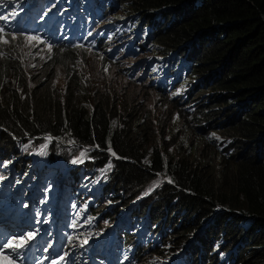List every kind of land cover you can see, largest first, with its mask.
Masks as SVG:
<instances>
[{"label":"trees","instance_id":"1","mask_svg":"<svg viewBox=\"0 0 264 264\" xmlns=\"http://www.w3.org/2000/svg\"><path fill=\"white\" fill-rule=\"evenodd\" d=\"M115 1L107 8L118 5L130 18L139 14L138 31L148 45L156 41L155 52L169 69H178L177 79L192 82L182 95L183 116L205 138L207 133L223 138V148L216 149L213 162L192 166L185 158L164 155L160 147L141 144V120L132 125L116 118L113 106L98 98L86 106L79 75L66 72L64 88L55 90L61 62L56 52L70 50L71 38L63 37L40 64L22 65L11 52L0 57V183L8 175L21 197L31 195L41 176L51 174L52 162L67 163L74 148H84L85 166L111 167L90 199L88 218H76L75 229L93 237L102 228L88 229L95 220L110 224L126 217L103 237L117 233L121 264L158 262V256L172 261L181 252L173 264H264V0ZM88 12L85 7L65 22L77 31ZM105 34L98 43L106 44ZM46 135L52 159L37 172L25 155L15 154L14 144L40 142ZM157 178L158 186L143 198ZM83 197L78 193L68 201L74 207L89 199ZM215 243L222 244L220 251Z\"/></svg>","mask_w":264,"mask_h":264},{"label":"rangeland","instance_id":"2","mask_svg":"<svg viewBox=\"0 0 264 264\" xmlns=\"http://www.w3.org/2000/svg\"><path fill=\"white\" fill-rule=\"evenodd\" d=\"M110 1L115 0H66V6H64L61 3L62 0H0V16L8 12L5 15L8 20H0V27H4L5 34L8 37L12 34L18 37L16 41H10L8 45H0V53H3L0 57L5 52H11L19 56L22 65L31 62L40 64L48 60L55 49L53 37L49 34L53 28L52 23L49 27L34 26L33 21L37 22L44 17L42 19V22H44L49 15H55L54 18L61 16L64 18L66 12L70 9L74 12H82L87 7L89 9L87 13L89 16L86 20L88 26L85 27L86 31H83L81 36L84 37L90 32L88 28L92 25L93 29L91 30L100 33V36L107 32L105 40L108 46L104 49L101 47L103 42L99 44L94 39L93 41L87 40L88 44H83V47L75 45L69 51H57V57L61 62L56 66L53 88L57 91H61L64 88L67 79L64 77L66 72L70 73V76L77 74L83 83L84 90L80 92V96L86 98V106L90 107V104L94 103L98 98L106 107L109 105L113 106L116 118L123 117L127 122H131L130 124L132 125H134L135 119L141 120L143 124L142 128H140L141 144H144L145 147H160L164 155L171 158H185L192 166L202 165L207 161L213 162L216 156V149H222L225 140L215 133H207V138H205L193 124L190 117L183 116L185 112L180 109L184 106L182 95L185 96V91L192 82L190 80L181 82L177 79L174 73L178 69H169V65L155 52L156 47L153 44L156 41L148 45L146 37L142 36V31H138V27L141 24L139 20L141 16L139 14L133 18L125 17L128 13L123 12V8L121 7L120 9L118 5L109 10L107 7L111 3ZM16 3H19L17 10L14 9ZM22 9V12L17 13ZM46 10L49 11L47 15H45ZM102 10H105V13L101 17ZM12 13H15V15H10ZM24 13L29 18L30 26L35 27L32 32L17 27L18 19L22 18ZM22 33L39 36L44 43L36 44L33 41L32 44H36L35 47L31 46V44L26 45L21 38ZM47 44L52 45L51 52L48 51ZM142 44L144 46L141 47ZM66 67H68L67 70ZM105 68L107 69L106 71ZM183 110L189 112L191 108ZM138 131L137 128H134L133 136H136ZM48 138L49 136L46 135L40 142L33 139H28L27 142L17 140L14 144L15 154L25 155L27 160H31L32 166H35V168L38 166L35 170L39 172L45 167L43 166L44 163L52 159L49 154L51 139ZM207 139L209 143H207ZM85 150L84 148H74L69 154V162L67 163L62 160L52 162L50 167H47V169L52 168L51 174L41 176L39 186L31 189L33 191L31 195H25L24 203L22 201L21 206L25 204L27 209L30 206L28 201L32 203V197H39L44 201V204H50L51 207L55 208V211L51 214L47 213L50 220L46 223L44 222L45 213L37 217L39 222L32 220L35 224L33 228L36 229V237L41 234L45 237L50 236V231L52 230L50 221L54 217L57 218L56 213L64 215L66 200L70 197L77 198L78 193L84 194V197L89 199L79 201L72 207V210L77 212V216L74 219L78 217L79 219L80 217L81 219L88 218L87 206L98 190L96 185L98 186L104 173H107L110 168L107 166L105 169L95 171L89 166H85V161L89 159L87 156L83 158V163H72ZM7 166V172L9 173L11 164ZM90 179H93L94 182L92 187L90 186L92 185ZM8 180V175H5L4 180L0 184L6 183V185L0 186L1 191L2 189L6 193L11 191V195L15 194L20 198L18 185H15V182L9 183ZM159 180L157 178L151 183L146 192L147 194H144L143 198L152 193L158 186ZM70 188H76V193L69 191ZM80 198L82 197L80 196ZM131 198H128V200ZM140 198L143 199L142 197ZM11 200L18 199L12 197ZM98 201L99 198L96 202ZM137 201L134 199L131 203H136ZM110 213H115V211ZM125 219L126 217L122 215L110 227L116 225L120 220L121 223H124ZM108 226L109 223L100 218V220H95V224L88 229L94 230L97 227L106 229ZM133 232L137 233L138 231ZM96 236L99 238L98 235ZM9 238L14 237L11 234L6 239ZM84 238L79 236V239L74 240L71 245L67 242L62 243L59 240L58 246L61 253L58 256L67 253L64 261L68 260L70 264H112L113 258L106 262L107 258L94 248V238H88L87 244L81 246L80 241ZM118 238L119 236H116V238L112 239L115 240L117 248L119 246ZM51 242H53V239ZM214 245L218 244L215 243ZM219 246H222V244H219ZM221 249L222 247H219L218 251ZM182 255L183 253L181 252L176 257V260H180ZM73 257H77L81 262L75 263L72 261ZM10 258L13 260V264H26L21 263V260L16 259L13 255ZM152 258L154 257L152 256ZM155 259L158 262L154 261L145 264H169L170 262V260L162 256H158ZM117 260H120V258Z\"/></svg>","mask_w":264,"mask_h":264},{"label":"clouds","instance_id":"3","mask_svg":"<svg viewBox=\"0 0 264 264\" xmlns=\"http://www.w3.org/2000/svg\"><path fill=\"white\" fill-rule=\"evenodd\" d=\"M63 4L64 6H66L65 3ZM18 5H19L18 3L15 4L14 6L15 10H17ZM22 11L23 9L21 11L19 10L17 13L22 12ZM48 13L49 11L46 10L45 15H47ZM76 13L78 14L80 12H74V11H71L70 9V11L66 12V16L64 18L63 16L54 18L55 15L54 16L49 15L44 22H42V20L39 19L37 22L33 21V24L34 26H46V27L48 26L49 27V25L52 23L53 28L49 32V34L53 37V44L55 43L59 44L57 42L58 38L67 37L66 38L67 41L68 39L71 38L69 42H66V44H69L67 49H71L75 45L88 44L87 40L93 41L94 39H96V43H98V40L102 37L100 36V33L91 30L93 29L92 25L88 28L89 29L88 31L90 32H88L84 37L81 36L83 31H86L85 27L88 26L87 21H86L88 16L85 19V23H83V25H81V27H79L77 31H75L73 28L70 27V25H68V23L65 22V20L67 19L68 20L74 19V16H77ZM6 14H8V12H6ZM6 14H3V16H5ZM26 16H27L26 13H24V15H22V18L18 19L19 21L17 23L18 24L17 27L25 29L26 31L32 32L35 27L30 26L29 18ZM43 18L44 17H42L41 19ZM41 22L42 24H40ZM107 46H108V43L106 41V44L103 42L101 47L105 49ZM55 47H58V46H54V48ZM43 166H46L45 163ZM99 184L100 183H98V186ZM4 185H6V183L0 184V186H4ZM98 186L96 185L97 189H98ZM4 191L5 190L2 189V192ZM8 193H11V191H9ZM8 193L5 192L4 194H0L1 196L0 197V242L5 241V239L11 234L14 238H17L28 232H35L36 229L33 228L35 227V224L32 222V220H36L39 222L37 217L38 216L40 217L42 214L45 213L46 215L45 221H49L50 218L47 215V213L51 214L52 212L55 211V208L51 207L50 204H46L47 207L45 209H41L42 205L41 206L35 205L34 201L37 204H39L40 201H43L39 197L38 198L32 197V203L28 201V205L30 204V206L27 209V206H25V204H22L21 206L22 201L24 203L26 192H24L23 197H20V198L17 197L15 194L9 195ZM12 197L18 200L12 201L11 200ZM65 205L67 209L65 208L64 215H59L58 213H56L57 218L54 217L52 221H50L51 223L50 227L52 229L50 231V236L45 237L42 234L39 235L34 240L29 241L28 245H26L25 248L19 250L18 256L13 255V257H15L18 260H21V263H26V264H51V260L57 257L59 253H61L60 248L58 246V241L60 240L62 243H66L67 237L69 235H72L76 237L83 236V237H88V238H94L93 246L95 249H97L100 252L101 255H104L107 258L106 262H109L111 258H113L112 264H121L122 259H121L120 254L117 252V244L115 240H112L113 238H116L117 233L113 232L112 235L109 234L110 237L105 239L106 241H103L104 239L103 237L106 234H108L110 230H113V227H110V225L113 223H110L106 229L101 228V230L96 231L97 234H95L93 237L81 235L79 234V231H77L75 228H73L72 226L70 227L72 222L75 221L76 219H74L75 216L73 214V211H71L73 206H71V203L70 201H68V199L66 200ZM34 211L35 213H33ZM67 221L69 222L67 223ZM96 235H98L99 238ZM110 238L112 241L110 240ZM52 239H53V242H51ZM45 249H48V251H45ZM177 256H175L174 259H176ZM118 258H120V260H117ZM72 261H74L75 263L81 262L80 259H78L77 257H73ZM172 261L170 260L169 264H171ZM62 264H70V263L68 262V260H66V261H63Z\"/></svg>","mask_w":264,"mask_h":264},{"label":"snow or ice","instance_id":"4","mask_svg":"<svg viewBox=\"0 0 264 264\" xmlns=\"http://www.w3.org/2000/svg\"><path fill=\"white\" fill-rule=\"evenodd\" d=\"M10 15H15V13H12ZM0 20L7 21L8 17L7 16H0ZM21 38L25 42L26 45L31 44V46L35 47L36 44L44 43V41L36 35H25L21 34ZM18 39V37L15 34H12L10 37H8L5 34V29L4 27H0V45H8L11 42H14ZM35 41L36 44H32V42ZM80 47H83V45H79ZM46 47L48 48V51L51 52L52 45L47 44ZM3 53H0L2 55ZM107 69L105 68V71ZM48 139H51L50 137ZM99 147V146H97ZM109 152H111V147L109 145V148L107 149ZM112 156H115L116 154L114 152H111ZM87 155V150L85 152L80 153V157L77 158L76 160H73L72 163H83V158ZM109 168L111 165L108 166ZM171 182V181H169ZM151 191V189H149ZM147 193H145L146 195ZM45 223L47 221H44ZM86 223H91V220L89 219L86 221ZM72 227L75 228L77 227V224L75 221L72 222ZM37 233L36 232H28L24 235L19 236L18 238H9L6 239L3 242H0V264H13V260L10 258L12 255H19V250L25 248L26 245H28L29 241H32L35 239ZM91 233H89V236ZM79 239V237L69 235L67 237V242L69 245L73 243L74 240ZM88 242V237H85L83 240L80 241L81 246L83 244H87ZM45 251H48V249H45ZM7 253V254H5ZM67 253L64 255H60L57 258H54L51 260V264H62V262L65 260V256ZM47 259V257H46Z\"/></svg>","mask_w":264,"mask_h":264}]
</instances>
